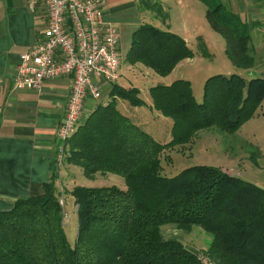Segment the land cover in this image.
<instances>
[{
	"label": "trees",
	"instance_id": "1",
	"mask_svg": "<svg viewBox=\"0 0 264 264\" xmlns=\"http://www.w3.org/2000/svg\"><path fill=\"white\" fill-rule=\"evenodd\" d=\"M201 1L210 3L205 20L223 38L231 64L251 68L247 26L223 4ZM198 50L206 57L202 42ZM193 56L179 35L143 23L132 32L124 60L164 77ZM191 87L177 79L148 89L152 108L172 120L171 140L160 144L116 109V99L143 106L139 91L111 85L109 102L82 119L63 149L66 164L79 167L86 178L112 174L126 188L69 191L78 223L71 246L54 174L40 194L0 211V264H200L199 253L161 236L160 228L171 224L207 233L211 239L201 254L213 264H264V188L207 165L161 173L165 151L191 144L202 130L232 133L254 117L264 98V77L210 76L200 103Z\"/></svg>",
	"mask_w": 264,
	"mask_h": 264
},
{
	"label": "rangeland",
	"instance_id": "2",
	"mask_svg": "<svg viewBox=\"0 0 264 264\" xmlns=\"http://www.w3.org/2000/svg\"><path fill=\"white\" fill-rule=\"evenodd\" d=\"M165 2L166 6L163 7L160 4V0H137L139 12L141 14L144 13L145 20L150 21L153 17L157 19V23L153 24L154 26L161 28L160 22L163 21L167 26H171L172 31L186 35V43L193 51L194 56L190 58L189 63H185L181 74L182 79L190 82L192 95L197 103H200L202 100L203 86L205 80L210 76L217 74L229 76L232 73L247 80L262 77L264 66L260 64L261 61L258 57H254L253 61L255 63L251 69L236 68L231 64L225 53L223 38L217 32H213L205 20L206 10L210 3L201 0H167ZM215 3L224 4L223 0H215ZM41 9L43 10L42 7ZM227 10L230 12L229 9ZM102 12L100 21L108 25L109 23L102 20ZM42 13H44V10ZM43 15L46 18V15ZM168 29L162 30L169 31ZM115 30L117 31V29ZM131 34L128 29L123 30L120 34L121 37L118 38V50L121 60L118 84L125 88L137 89L139 91V100L143 102V106H132L128 101L117 99L115 102L116 109L122 114L128 115L135 123H137L135 119H140L145 125H141V128L154 141L165 144L171 140L172 120L162 116L159 112L156 113L154 110H150L148 107V102H150L148 89L163 83L164 80L163 77L156 75L152 70L139 63L135 66L125 63L124 59L129 48ZM201 42L207 52L206 57L200 54L198 50V44ZM173 77H175V74L170 75V78ZM102 98L104 102L106 97ZM262 104L264 108V102ZM257 115L259 113L232 133L220 131L216 128L202 130L195 136L191 144L165 151L161 155V173L164 175H174L182 170V168L188 166L207 165L218 167L231 175H237L241 179L263 189L264 118H257ZM66 165L64 150L63 154L58 151L55 168L56 177L58 170H61L60 176L63 175ZM73 170L76 171V186H115L119 189L126 188L125 181L120 176L116 177V175L112 174L98 173L99 175L93 179L84 177L81 169L78 167H74ZM59 184L60 182H58L57 189L60 193L59 202L63 207V230L67 242L72 246L76 238L78 224L76 221V205L73 203L74 200L71 195L67 192L68 185ZM160 231L164 239L178 240L185 247L195 250L194 252L199 253V255L211 239L198 226H192L190 231H185L171 224L162 226Z\"/></svg>",
	"mask_w": 264,
	"mask_h": 264
},
{
	"label": "crops",
	"instance_id": "3",
	"mask_svg": "<svg viewBox=\"0 0 264 264\" xmlns=\"http://www.w3.org/2000/svg\"><path fill=\"white\" fill-rule=\"evenodd\" d=\"M27 1L0 0V211L10 209L19 198L40 194L41 185L53 179L61 144L57 132L64 119L71 92V77L46 81L41 94L30 90H17L14 86V73L19 56L39 41L45 23L41 7L31 10ZM165 1L167 0H160L163 7L166 6ZM223 2L247 26L250 54L253 59L258 57L260 64L264 66V0ZM144 17V13L139 12L137 0H106L102 12V20L115 27L119 36L127 29L132 33L143 23H157V19L153 17L150 21ZM160 27L169 28L170 32L187 41L185 34L172 31L171 26H167L165 22H160ZM189 60L191 59L181 61L171 72L175 77L170 78L171 74L165 76L161 84L166 86L174 80L182 79L183 66ZM115 84L119 86L118 80ZM110 88V85L102 86V100H93L89 96L85 98L80 122L100 103L105 105L109 102ZM102 97H106L104 102ZM149 101L148 107L154 110L151 99ZM263 102L264 98L257 111V118H264ZM154 112L158 113L155 110ZM135 121L138 124L132 122L140 128L145 126L140 119ZM74 167L67 164L62 176L61 170L57 171V177L55 175V185L58 186V182L59 185H68V194L76 186ZM97 175L99 174L96 173L91 178L94 179Z\"/></svg>",
	"mask_w": 264,
	"mask_h": 264
},
{
	"label": "built area",
	"instance_id": "4",
	"mask_svg": "<svg viewBox=\"0 0 264 264\" xmlns=\"http://www.w3.org/2000/svg\"><path fill=\"white\" fill-rule=\"evenodd\" d=\"M105 1H28L31 10L42 7L46 18L39 41L19 56L14 86L41 94L46 81L72 78L66 113L57 132L62 154L64 142L80 123L85 98L100 99L102 86L113 85L119 77L120 36L115 27L100 21ZM198 258L200 264H213L204 254Z\"/></svg>",
	"mask_w": 264,
	"mask_h": 264
}]
</instances>
